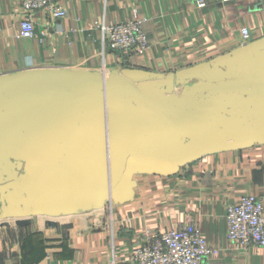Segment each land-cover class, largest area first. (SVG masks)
<instances>
[{"label":"water","instance_id":"water-1","mask_svg":"<svg viewBox=\"0 0 264 264\" xmlns=\"http://www.w3.org/2000/svg\"><path fill=\"white\" fill-rule=\"evenodd\" d=\"M264 145V36L167 74L31 68L0 74V220L134 198L136 175Z\"/></svg>","mask_w":264,"mask_h":264},{"label":"crops","instance_id":"crops-1","mask_svg":"<svg viewBox=\"0 0 264 264\" xmlns=\"http://www.w3.org/2000/svg\"><path fill=\"white\" fill-rule=\"evenodd\" d=\"M65 18L33 14L34 35L19 37L21 0H0V74L31 68H138L167 74L240 45V29L264 36V0H59ZM144 19L146 55L121 57L103 41L95 21ZM134 198L86 213L35 216L28 226L0 220V264H136L130 258L149 231L195 224L215 249L205 264H264V250L228 241L226 209L253 195L264 207V145L203 156L173 176L136 175ZM41 217V218H40ZM6 220V219H5Z\"/></svg>","mask_w":264,"mask_h":264},{"label":"built area","instance_id":"built-area-1","mask_svg":"<svg viewBox=\"0 0 264 264\" xmlns=\"http://www.w3.org/2000/svg\"><path fill=\"white\" fill-rule=\"evenodd\" d=\"M225 3L229 0H196V6L206 7L210 2ZM23 17L20 20L19 37L34 35L33 14L41 11L52 21L66 17L67 10L59 0H21ZM144 19L107 24L95 21L102 39L110 49L121 57L146 55L151 43L143 29ZM240 45L252 37L248 28L240 29ZM226 236L228 241L242 247L256 246L264 250V207L262 201L253 196L241 197L237 204H229L226 209ZM215 249L207 247L200 229L195 224L166 231H149L141 244L134 247L130 258L136 264H205L214 257Z\"/></svg>","mask_w":264,"mask_h":264},{"label":"rangeland","instance_id":"rangeland-1","mask_svg":"<svg viewBox=\"0 0 264 264\" xmlns=\"http://www.w3.org/2000/svg\"><path fill=\"white\" fill-rule=\"evenodd\" d=\"M40 218H41V217H40ZM4 221H5L6 223L12 224L14 220H12V219H6V220H4Z\"/></svg>","mask_w":264,"mask_h":264}]
</instances>
